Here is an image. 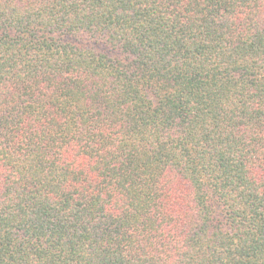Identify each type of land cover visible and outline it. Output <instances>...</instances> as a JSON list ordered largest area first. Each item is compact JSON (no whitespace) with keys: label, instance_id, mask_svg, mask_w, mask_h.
Wrapping results in <instances>:
<instances>
[{"label":"trees","instance_id":"1","mask_svg":"<svg viewBox=\"0 0 264 264\" xmlns=\"http://www.w3.org/2000/svg\"><path fill=\"white\" fill-rule=\"evenodd\" d=\"M0 264H264V0H0Z\"/></svg>","mask_w":264,"mask_h":264}]
</instances>
